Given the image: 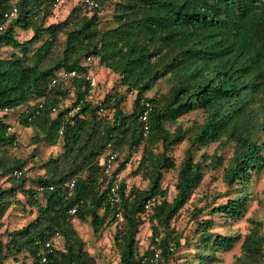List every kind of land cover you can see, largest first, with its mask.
Instances as JSON below:
<instances>
[{"label":"trees","instance_id":"trees-1","mask_svg":"<svg viewBox=\"0 0 264 264\" xmlns=\"http://www.w3.org/2000/svg\"><path fill=\"white\" fill-rule=\"evenodd\" d=\"M53 3L0 0V264L19 258L40 264L49 241L51 252L42 264H97L99 256L88 251L73 220L87 222L97 239L109 230L114 210L102 166L111 153L121 157L116 173L130 162L128 178L145 182L126 190L122 179L123 223L109 233L115 264H217L237 245L232 264H264L261 220L249 219L243 235L214 231L244 218L250 185L264 170V0H98L91 14L74 2L63 19L46 23ZM105 3L111 4L109 19L100 14ZM14 5L16 15L6 20ZM19 31L31 35L20 41ZM87 57L94 58L93 70L103 66L117 76L101 100L88 98L82 79L50 84L60 70L81 72ZM159 81L166 90L147 96ZM128 93L132 105L125 112ZM63 102L69 105L53 113ZM144 102L150 105L145 137L139 120ZM14 110L22 133H31L25 158L14 153L23 134L7 131ZM195 111L199 120H180ZM181 143L176 165L172 152ZM211 144V154L203 151ZM43 145H58L59 151L41 160ZM28 163L27 171L37 173L24 169ZM205 168L221 170L225 189L193 198ZM14 169L22 175L14 177ZM175 169L168 200L161 184L164 172ZM78 174L68 189L65 183ZM41 185L53 189L38 191ZM152 196L157 200L145 210ZM17 207L33 217L3 228L5 215ZM183 214L194 229L189 249L176 257L186 242L173 222ZM145 223L148 243L140 252ZM155 249L158 260L150 262Z\"/></svg>","mask_w":264,"mask_h":264},{"label":"rangeland","instance_id":"rangeland-1","mask_svg":"<svg viewBox=\"0 0 264 264\" xmlns=\"http://www.w3.org/2000/svg\"><path fill=\"white\" fill-rule=\"evenodd\" d=\"M74 4L73 1H66L60 4L57 8L53 9L52 16L49 17L46 21V23L55 22L58 20L63 19V17L66 15V13L69 11V9ZM100 14L102 18L109 19L111 17V4L105 3L101 6ZM31 35L30 31H19L18 39L24 40L27 39ZM45 36L43 37V39ZM40 43H37L38 46ZM94 78L97 82L95 93L93 94V98L95 100H101L103 96L112 90L113 86L115 85V82L117 80V76L112 73L107 68H104L103 66H98L97 69L94 70ZM166 84L163 81H159L154 88L147 92V96H152L154 93L159 91L166 90ZM132 98L133 94L128 93L125 96L124 103L122 104V109L125 112L130 111L131 105H132ZM17 116V110L11 111L8 113V122L12 125L13 129L21 132L23 134L22 137L19 138L18 146L14 149V153L18 158H25L29 155V153L32 150V146L29 144V137H30V131H26L22 133V127L16 120ZM197 119H200V113L198 111L191 112L187 114L186 116L182 117L180 120L183 123H189L190 121ZM261 139L264 141V133L261 135ZM185 148V143H181L180 145L176 146L173 149L172 155L175 160V164L177 165L179 161L182 158L183 155V149ZM215 144H211L209 147L204 148L203 151L207 152L208 154H211V152L214 150ZM59 151V147L54 146H41L39 148V159L45 160L49 154H56ZM230 155L228 151L224 153V157L227 158ZM121 160V157H120ZM130 165L131 163H128V166H126L123 173V179L127 180L130 184H137L138 186H145V182L139 179H131L129 177V171H130ZM30 167V164L28 163L24 169L27 171ZM220 169L211 171L204 169V175L201 185L196 189L195 193L193 194V198H197L202 194V192H223L225 187L222 184V181L220 179L221 173ZM29 174H35L37 172L35 171H27ZM176 181V169L170 170L167 172H164V177L162 180V188L166 189L167 191V199L170 200L174 194V183ZM250 191H251V200L249 202L248 210L244 216V218L236 223L226 225V226H217L214 228L215 232L227 234V233H239L243 235L247 229L249 219H258L261 220L264 224V170L261 171L260 174L254 177V180L252 181L250 185ZM221 201V200H219ZM33 215L29 216L26 213L20 211V209L17 207L15 209L10 210L3 219V228H14L19 227L23 224H25L27 221H29ZM73 225L77 229L78 233L82 237V239L85 242V246L88 249L89 252L93 253L95 256H99V260L97 264H115L116 263V257L112 253V245L110 240V235L112 233V228H109V232H103L102 235H104L102 238L97 239L90 229V226L87 222H80L78 220H73ZM174 228L177 230V232L181 233L183 238L181 239V242L183 243L184 240L186 244H184L181 248L177 249L175 256H183L185 252H187V249H189L188 241L191 239L192 231L194 229V224L188 220L187 214H183L179 216L174 222H173ZM149 234L148 230V224L145 223L139 233V240H140V252L144 250L146 247L148 240L147 236ZM239 253L238 251V245L229 253L220 255L221 262L217 264H232L234 257ZM28 260L25 261V263L22 262V259L19 258L17 261H13L12 259H9L6 261L5 264H27Z\"/></svg>","mask_w":264,"mask_h":264},{"label":"built area","instance_id":"built-area-1","mask_svg":"<svg viewBox=\"0 0 264 264\" xmlns=\"http://www.w3.org/2000/svg\"><path fill=\"white\" fill-rule=\"evenodd\" d=\"M16 1V0H14ZM66 1H74V2H81L83 4V7L85 11L88 14H91L96 8L99 7L98 0H54L53 3V8H57L62 4L63 2ZM17 12L16 6H12L5 14L4 17L6 20L12 19ZM94 58L92 57H87L84 62V69L81 72H78L76 70H60L54 77L51 78L50 84L55 85L58 82H66L69 80L73 79H82L86 82V85L88 87V98H93V94L95 93L97 82L94 78V70L91 67V64L93 63ZM69 105L68 102H63L60 105L53 106L52 111L53 113L59 111L62 108H66ZM40 106V105H39ZM145 109L143 112L140 114L139 120L142 123V136L145 137L148 132V126H147V116L150 111V105L148 102H144ZM79 108V105H76L73 107L68 114L71 115L73 112L77 111ZM100 110H102L100 108ZM3 112H7L6 109L3 110ZM12 126L8 125L7 126V131H11ZM142 146V143L140 144L139 147ZM120 158L117 157L115 153H111L107 155L103 161V166H102V182H103V187L107 190V196H108V201L109 205L111 208L114 210V219L112 224L110 225V228H115L116 226H119L120 224L123 223V215L121 213V196H120V187L123 179V173H116L115 169L120 163ZM128 166V163L126 164ZM22 170L20 169H14L12 171V175L16 178L20 177L22 175ZM80 177V174L72 177L69 179L66 183L65 186L68 189H72L75 184L77 179ZM124 187L127 189L130 188V183L127 180L123 181ZM38 191H44V190H52L53 186L52 185H46V186H37L36 187ZM157 200L156 196H152L148 198L145 203H144V209L148 210L150 206ZM75 207H72L69 209L68 213L70 215H73L75 213ZM58 234H55V239L57 238ZM156 241H158L157 238H155ZM53 243L51 241L46 242L44 245V251L40 253V264L44 263L46 261V253L51 252ZM158 250L155 249L153 256L150 258V262H156L158 260Z\"/></svg>","mask_w":264,"mask_h":264}]
</instances>
